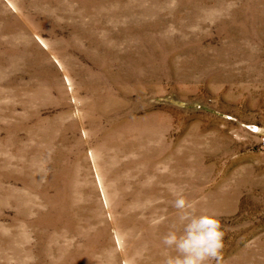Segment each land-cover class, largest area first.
<instances>
[{"label":"rangeland","instance_id":"obj_1","mask_svg":"<svg viewBox=\"0 0 264 264\" xmlns=\"http://www.w3.org/2000/svg\"><path fill=\"white\" fill-rule=\"evenodd\" d=\"M178 194L264 264V0H0V264H164Z\"/></svg>","mask_w":264,"mask_h":264},{"label":"clouds","instance_id":"obj_2","mask_svg":"<svg viewBox=\"0 0 264 264\" xmlns=\"http://www.w3.org/2000/svg\"><path fill=\"white\" fill-rule=\"evenodd\" d=\"M195 203L178 194L175 207L179 227L163 237L164 264H210L219 258L225 235L221 222L214 214H198Z\"/></svg>","mask_w":264,"mask_h":264}]
</instances>
